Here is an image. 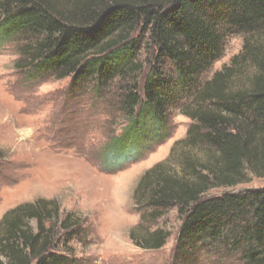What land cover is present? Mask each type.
<instances>
[{"label": "trees", "instance_id": "1", "mask_svg": "<svg viewBox=\"0 0 264 264\" xmlns=\"http://www.w3.org/2000/svg\"><path fill=\"white\" fill-rule=\"evenodd\" d=\"M21 33L28 41L18 69L71 78L72 90L90 85L98 96L119 79L117 108L126 123L105 153L119 155L121 143L137 149L152 140V128L167 138L175 106L192 120L176 143L182 151L175 157L174 146L133 191L137 246L162 248L171 232L144 222L177 207L183 223L172 264H189L202 250L264 264V186L208 195L264 177V0H0V42ZM233 33L246 35L242 51L201 84ZM146 45L153 57L145 71ZM4 157L0 149V164ZM80 221L56 199L10 209L0 221V264H71Z\"/></svg>", "mask_w": 264, "mask_h": 264}, {"label": "rangeland", "instance_id": "2", "mask_svg": "<svg viewBox=\"0 0 264 264\" xmlns=\"http://www.w3.org/2000/svg\"><path fill=\"white\" fill-rule=\"evenodd\" d=\"M245 36L233 33L227 37L223 55L204 73L201 84L231 63L242 51ZM27 41L21 33L0 42V149L5 155L0 164V221L22 203L42 197L56 199L63 211H75L81 219L79 233L69 245L71 264H172L182 216L172 207L164 216L145 221L151 230L161 227L171 236L160 249L137 246L130 238L131 229L141 222L133 191L141 176L168 159L176 143L186 138L192 120L175 106L167 138L152 128V140L134 145L137 149L126 151L127 144L121 143L116 146L119 155L105 153L106 143L126 123L118 111L119 79L105 95L98 96L90 85L85 90H72L71 78L33 76L16 68L22 57L20 49ZM152 57L153 49L143 47L139 60L144 70ZM186 100L187 96L181 98V103ZM182 147H175V157ZM193 151L203 156L201 149ZM263 186L264 177L250 176L245 184L213 189L208 195ZM62 244L59 250L63 252ZM240 258L238 254L202 250L192 254L188 262L243 264Z\"/></svg>", "mask_w": 264, "mask_h": 264}]
</instances>
